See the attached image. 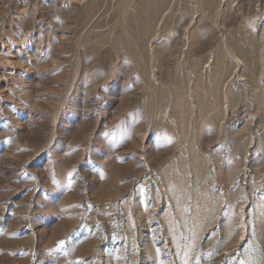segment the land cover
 Wrapping results in <instances>:
<instances>
[{"label": "rangeland", "instance_id": "374dc122", "mask_svg": "<svg viewBox=\"0 0 264 264\" xmlns=\"http://www.w3.org/2000/svg\"><path fill=\"white\" fill-rule=\"evenodd\" d=\"M0 264H264V0H0Z\"/></svg>", "mask_w": 264, "mask_h": 264}]
</instances>
